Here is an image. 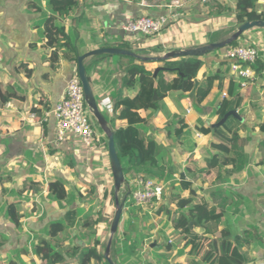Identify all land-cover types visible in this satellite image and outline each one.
Segmentation results:
<instances>
[{
    "label": "crops",
    "instance_id": "crops-1",
    "mask_svg": "<svg viewBox=\"0 0 264 264\" xmlns=\"http://www.w3.org/2000/svg\"><path fill=\"white\" fill-rule=\"evenodd\" d=\"M48 1L0 0V264H45L34 257L32 245L43 236L50 222L61 219L69 209L80 210V216L91 211L96 224L92 229L69 228L66 230L68 238L63 234L57 236L59 245L90 247L93 241L100 245L106 235L108 215L115 211L107 138L97 124L94 123L99 136L96 152H89L72 135H65L61 142L54 141L51 111L62 97L69 78L77 74V63L67 59L63 47L57 51L58 62L50 64V56L56 48L47 45L44 35V22L50 16ZM171 1L72 0L67 15L64 18L55 15V23L63 27L65 36L70 38L80 56L100 48H117L140 58H159L172 50L202 47L210 44V38L215 40L212 43L220 42L239 26L237 0H180L182 6L175 11L177 16L157 35L142 36L122 29L129 19L158 17ZM254 4L255 20H264V0H255ZM237 42L258 50L255 68L260 70L252 68L254 77L244 86H238L240 80L230 74L223 50L209 53L202 58L203 65L195 79L200 85L204 76L214 75L223 79L222 89L218 79L214 80L198 110L191 109L188 100L181 97L185 93L169 92L159 102V109L145 123L136 126L154 138L159 165L172 171L171 180L163 183L164 187L168 186L164 195L171 193L169 202L163 195L153 209L157 218L164 217L168 228L164 229L162 224L155 228L146 226L151 210L135 207L134 227L130 229L124 225L129 219L128 210L123 209L119 232L129 228L131 235L142 233L145 237L143 245H136L137 256L116 259V264H163L164 255L169 264H208L202 255L193 251L184 233L185 242L176 241L182 230L175 229L173 221L179 212L189 210L187 205L177 208L178 201L191 198L189 191L177 183L180 180L189 181L193 198H205L215 206L219 217L210 220L204 228L192 227L190 222V230L210 236L215 243L244 236L249 240V244L240 249L245 263L264 264V132L259 129L264 122V29H250ZM113 56L118 55L90 57L84 62L96 102L110 98V108L101 113L111 130V124L115 129L126 125L124 120H114L115 100L133 97L137 92L136 87L121 86L122 65L128 60ZM140 61L135 59V63ZM144 65L152 72L162 67L161 62ZM173 77L174 74L168 75L169 79ZM234 88L239 105L233 110L242 121L230 117L245 125V129L238 132V145L247 156V162L239 171L223 174L219 181L195 176V168L205 169L206 161L218 155L216 147L220 142H228L215 132L201 134L198 128L202 125L215 129L212 125L220 121L215 110L223 98L230 97ZM223 93L227 97H223ZM148 114V111L143 112L145 117ZM182 123L186 124V129L176 135ZM211 163L216 166L215 161ZM231 168L226 165L223 170ZM133 177L129 176L128 181ZM54 181L64 183L68 195L65 200L57 202L49 198L47 186ZM171 183H175L173 187ZM124 190L123 186L119 191L121 197L125 196ZM9 203H15L22 216L21 229L7 222L5 211ZM96 203L107 207L105 214L96 210ZM169 231L170 237L165 236ZM60 264H78V259L68 257ZM90 264L101 263L92 260Z\"/></svg>",
    "mask_w": 264,
    "mask_h": 264
},
{
    "label": "trees",
    "instance_id": "trees-1",
    "mask_svg": "<svg viewBox=\"0 0 264 264\" xmlns=\"http://www.w3.org/2000/svg\"><path fill=\"white\" fill-rule=\"evenodd\" d=\"M70 2H72V0L48 1L50 16H48L44 22V35L47 39V45L56 48L50 56V64L58 62L59 56L57 51L63 47L66 48L65 55L69 61L76 64L77 58L80 56L78 51L73 48L70 38L65 36L63 27L55 23V15L62 18L67 15L71 9ZM254 3L255 0H237L236 20L239 25L247 21L255 20ZM213 40L214 38H210V43H212ZM233 44L234 43H232V45ZM123 48L126 47L123 46ZM206 55L201 57L192 56L178 59H166L162 61L141 60L139 63H135V59L132 57L113 56L119 60H128L126 64L122 65L124 76L121 80V86L123 88H137V92L133 97L118 98L115 100L112 108L114 120H124L126 121V125L115 129L111 124L114 132V147L125 180L124 192L126 198L123 209L128 210L129 219L124 225L130 227V229L134 227L132 217H135L136 208L133 206L129 189L127 188L128 177L143 175L146 178L155 179L161 183L168 182L172 178V171L165 170L164 167L159 165L157 159L158 151L154 138L145 134L136 126L145 123L147 118L151 117L154 112L159 109V102L165 99L169 92L177 91L180 93H187L191 91L197 72L203 65L202 58ZM160 62L162 63L163 69H161L155 77L153 76L154 71L152 72V69L144 65V63L155 64ZM257 64L258 61H256L255 65H252V68L256 71L260 70L259 68H255ZM169 74H174V77L169 79ZM216 79H218L219 87L222 89V78L220 79L210 74L204 76V81L201 82L197 89L198 104H201L207 97L211 89V84ZM238 86H240V84ZM238 86H236V88ZM236 88L230 91L229 98H223L219 102L215 110L217 121L227 112L236 109L239 105V97L236 93ZM154 94L156 95V100L153 99ZM147 111L149 114L145 117L143 112ZM184 129H186V124L182 123V126L175 134L179 135ZM244 129L245 125L239 123V121L232 117H228L223 125L215 129L204 128L201 125L198 128L201 134L208 135L211 132H215L222 135L228 142H220L216 147L219 151L218 155L206 161L205 169L196 170L195 168L193 170V175H202L206 180L210 178L211 180L213 179V181H219L223 174L231 175L242 169L247 162V156L242 153L238 145V132ZM259 129L261 132H264V122ZM212 160L216 162V166L212 165ZM226 165H231L232 168L230 170H223V167ZM177 183H179L183 189L189 191L191 198L178 202L180 208L187 205L189 210L185 213L179 212L177 218L174 219V227L175 229H181L182 233L186 235L193 251L197 255H202L203 261L208 264H246L240 250L242 247L249 244V240L244 236H234L232 239H221L215 243L210 236L199 235L190 230V222L193 223L192 227L204 228L210 220H217L219 217L216 216L215 206L210 205L205 198H193L194 192L192 190V184L189 181L180 180ZM174 184L175 183H171V186L173 187ZM47 191L49 198L57 202L65 200L68 196L62 181L50 182L47 186ZM113 193L115 194V192ZM123 197H121V199ZM159 211L160 209L157 212ZM79 213L80 210L69 209L61 219L50 222L47 228L44 229L43 236L38 239L36 244L32 245L34 257L39 258L40 261L45 262V264H60L68 257H76L78 259V264H90L92 260L101 264H108L103 257L104 253H101L103 244L99 245L98 241H93L90 247L59 245L57 236L63 234L64 237L68 238L69 233H67L66 230L69 228H94L96 221L92 219L91 211L86 212L83 216H80ZM165 214H167V210ZM5 215L8 224L16 229H21L22 216L17 212L15 203L8 204ZM120 222L121 217L119 224ZM119 224L112 238L110 248V257L114 262H116V259L126 260L133 256H137L138 252L136 251V245L137 243L143 245L145 237L142 233L131 235L129 228H125L124 231L120 233Z\"/></svg>",
    "mask_w": 264,
    "mask_h": 264
},
{
    "label": "built area",
    "instance_id": "built-area-1",
    "mask_svg": "<svg viewBox=\"0 0 264 264\" xmlns=\"http://www.w3.org/2000/svg\"><path fill=\"white\" fill-rule=\"evenodd\" d=\"M204 1V0H203ZM180 0H172L164 6L165 12L156 18L142 16L126 21L122 29L131 34L154 36L159 34L169 20L175 18ZM223 58L229 62L230 74L240 80V87L247 80L254 77L252 65L258 59V50L255 46L237 45L227 47L223 51ZM223 97H227L223 93ZM100 112L110 108V98L104 97L97 103ZM51 115L54 120V141L61 142L65 135L77 137L80 143L89 151L99 149L98 132L95 122L86 110L82 87L77 74L69 78L62 97L55 104ZM133 206L138 209H150L157 205L164 193V184L143 175L133 177L127 183Z\"/></svg>",
    "mask_w": 264,
    "mask_h": 264
},
{
    "label": "water",
    "instance_id": "water-1",
    "mask_svg": "<svg viewBox=\"0 0 264 264\" xmlns=\"http://www.w3.org/2000/svg\"><path fill=\"white\" fill-rule=\"evenodd\" d=\"M264 29V20H252L244 22L243 24L239 25L236 29V31L231 34L227 39L220 41V42H214L207 44L202 47L198 48H191V49H185V50H172L164 54V56L159 58H140L135 53L130 52L128 50H122L117 48H100L91 52H88L86 54H83L77 58V76L79 78L83 96H84V103L85 106L92 116L93 120L97 124V126L100 128V130L105 134L107 138V155L110 163V168L112 172L113 177V192L114 194V204H115V211L113 214L112 221L110 223V229H109V237L106 244V248L103 254V257L105 261L108 264H115V262L110 257V248L112 243V238L117 230L119 220L121 217V213L123 210L124 202L126 196H124L121 200L118 199V193L124 186V175L122 172V168L120 165V162L118 160L115 147H114V132L109 127L107 121L105 120L103 114L99 111L97 102L94 98L92 87L89 81V78L87 76L84 62L86 59L90 57L100 56V55H118V56H125V57H132L139 60H166V59H178V58H185V57H201L203 55L221 50L225 47L230 46L234 41H236L244 32L250 30V29ZM163 69L162 67H158L154 70L153 76L155 77L156 74ZM199 86V82L197 79H194L193 81V87L191 91L182 94L181 97L188 100L190 108L198 110L199 104L197 102V89ZM153 99L156 100V95L154 94ZM234 117L238 119L239 121H242V119L237 115L235 110L227 112L218 123L212 125L213 128H217L225 123L228 117Z\"/></svg>",
    "mask_w": 264,
    "mask_h": 264
},
{
    "label": "rangeland",
    "instance_id": "rangeland-1",
    "mask_svg": "<svg viewBox=\"0 0 264 264\" xmlns=\"http://www.w3.org/2000/svg\"><path fill=\"white\" fill-rule=\"evenodd\" d=\"M234 44L232 45H230V46H228V47H231V46H237V45H239L238 44V42H237V40L236 41H234L233 42ZM225 48H227V47H225ZM225 48H223V49H221V50H223L224 51V49ZM173 98V97H172ZM175 101H176V98H173ZM86 110H87V108H86ZM105 114V113H104ZM168 186L167 185H165V187H164V191L166 192V188H167ZM171 193H169V195H170ZM163 195H164V193H163ZM168 195V193H167V195L165 194L164 195V197L163 198H167L166 200H167V202H169V200H168V197H170ZM118 199L120 200L121 199V195H120V192L118 193ZM180 201V200H179ZM178 201V202H179ZM110 205V204H109ZM111 206V205H110ZM94 207L96 208V210H98L100 213H102V214H105L104 212H106L107 211V207L106 206H104V205H102L101 206V203L100 204H95L94 205ZM154 207H156V205L154 206ZM177 208H179L180 209V207H179V205H177ZM149 209V208H148ZM153 209L154 208H150V212H151V214H148L147 216V218H146V226H154V228H155V225H160V224H162V227L165 229L166 227L168 228V226H167V222H165V220H164V217L163 216H161L160 218H157L153 213H154V211H153ZM124 212H127V210H125ZM110 213V212H109ZM111 214V213H110ZM122 214V213H121ZM113 215V214H112ZM112 215H108V218L110 219H108L109 221H108V224H107V228H106V235L104 236V239H102V243L101 244H103V247L101 248V253H104V251H105V249H104V247L106 248V244H107V241H108V237H109V229H110V223H111V221H112ZM124 216H126V213H124ZM174 222V221H173ZM164 225V226H163ZM166 228V229H167ZM179 230H181V229H179ZM169 235V236H168ZM168 235L166 234L165 236H167V237H170V235H171V232L169 231L168 232ZM179 235H181V236H179V237H177V240L176 241H178V243L179 244H181L182 242H185V239H184V236H182V231H180V233H179ZM161 259H163L164 261L162 262L163 264H169V262H167L166 260L168 259V257L166 256V255H164ZM161 259H160V261H161Z\"/></svg>",
    "mask_w": 264,
    "mask_h": 264
}]
</instances>
